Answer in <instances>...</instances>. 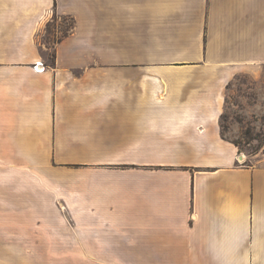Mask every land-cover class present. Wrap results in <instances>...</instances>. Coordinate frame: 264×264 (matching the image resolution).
<instances>
[{"label": "crops", "instance_id": "0c3cea01", "mask_svg": "<svg viewBox=\"0 0 264 264\" xmlns=\"http://www.w3.org/2000/svg\"><path fill=\"white\" fill-rule=\"evenodd\" d=\"M239 75L264 0H0V264H264Z\"/></svg>", "mask_w": 264, "mask_h": 264}, {"label": "rangeland", "instance_id": "374dc122", "mask_svg": "<svg viewBox=\"0 0 264 264\" xmlns=\"http://www.w3.org/2000/svg\"><path fill=\"white\" fill-rule=\"evenodd\" d=\"M52 25L47 24V28H52ZM59 25L66 30L72 26V21L63 17ZM48 56L51 57V51ZM259 93H264V81L239 75L227 90L226 106L221 117L222 134L233 140L240 154L246 156L264 150V109L253 106L264 99Z\"/></svg>", "mask_w": 264, "mask_h": 264}, {"label": "built area", "instance_id": "2783aa9c", "mask_svg": "<svg viewBox=\"0 0 264 264\" xmlns=\"http://www.w3.org/2000/svg\"><path fill=\"white\" fill-rule=\"evenodd\" d=\"M38 64H40L42 66L41 69H44V66L41 64V62H38ZM34 67H35V69H37L36 65ZM241 155H242V153H241Z\"/></svg>", "mask_w": 264, "mask_h": 264}]
</instances>
